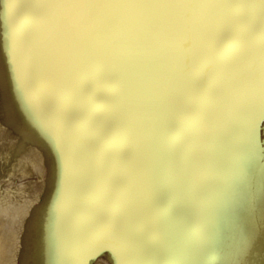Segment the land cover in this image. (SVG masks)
Wrapping results in <instances>:
<instances>
[{
    "label": "bare ground",
    "instance_id": "1",
    "mask_svg": "<svg viewBox=\"0 0 264 264\" xmlns=\"http://www.w3.org/2000/svg\"><path fill=\"white\" fill-rule=\"evenodd\" d=\"M258 2L0 0V264H264Z\"/></svg>",
    "mask_w": 264,
    "mask_h": 264
},
{
    "label": "snow or ice",
    "instance_id": "2",
    "mask_svg": "<svg viewBox=\"0 0 264 264\" xmlns=\"http://www.w3.org/2000/svg\"><path fill=\"white\" fill-rule=\"evenodd\" d=\"M73 3L94 4L96 9L92 13H83L79 18L72 20L68 27L69 29L82 36H88L94 31L102 30L109 23L107 17L103 14V6L114 2V0H72ZM182 2V0H177ZM207 2V0H205ZM237 2L253 4L256 0H237ZM259 15L264 25V0H259ZM238 16L245 22L251 23L255 13L249 10H243L238 13ZM260 83L262 93V103H264V28H262V49H261V67H260Z\"/></svg>",
    "mask_w": 264,
    "mask_h": 264
},
{
    "label": "rangeland",
    "instance_id": "3",
    "mask_svg": "<svg viewBox=\"0 0 264 264\" xmlns=\"http://www.w3.org/2000/svg\"><path fill=\"white\" fill-rule=\"evenodd\" d=\"M30 181V180H29ZM7 184L5 183L4 179L3 180H0V188L3 187V188H7ZM106 255V254H105ZM97 261L96 260H93L92 262H90V264H97L96 263Z\"/></svg>",
    "mask_w": 264,
    "mask_h": 264
}]
</instances>
